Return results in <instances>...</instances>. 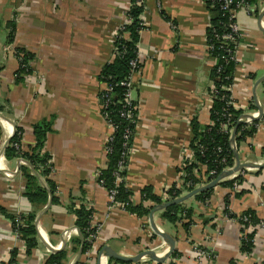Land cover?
Masks as SVG:
<instances>
[{"label": "crops", "instance_id": "crops-1", "mask_svg": "<svg viewBox=\"0 0 264 264\" xmlns=\"http://www.w3.org/2000/svg\"><path fill=\"white\" fill-rule=\"evenodd\" d=\"M145 4L146 27L138 43L142 65L133 92L137 117L125 178L136 204L144 188L161 196L183 178L192 123L197 119L202 127L210 124L215 66L209 55L211 14L205 0ZM130 6L131 0H0V114L12 122L0 121V204L10 215L36 212L37 217L48 205L50 197L44 206L28 201L20 171L26 162L5 154L14 129H22V148L27 149L35 144L34 126L43 120L52 124L45 150L52 156L51 178L60 200L52 201L41 215L38 246L30 255L12 221L0 214V264H9L13 251L16 264H44L52 250L68 248L65 264H110V257L102 256L98 262V255L87 260L71 250L70 241L78 235L76 217L67 208L71 200L95 211L92 223L100 226L97 244L125 257L168 251L169 244L153 232L149 217L110 207L108 192L98 181L107 163L106 140L112 134L102 113L100 93L105 85L99 76L114 57L116 34ZM263 11L260 0L258 7L238 9L235 16L242 37L233 98L243 116L259 113L255 95L264 111V81L258 84L264 77ZM17 49L34 56L32 72L19 82ZM257 122V132L239 147L242 163H264V113ZM241 174L236 192L218 185L208 201L193 197L183 203L193 212L188 231L165 219L164 210L155 213L158 228L177 240L178 257L173 254L163 264H264V168H245ZM226 209L237 217L249 211L262 221L250 252L242 250V226L225 214ZM194 247L206 255L198 256ZM136 263L159 264L150 258Z\"/></svg>", "mask_w": 264, "mask_h": 264}, {"label": "trees", "instance_id": "trees-1", "mask_svg": "<svg viewBox=\"0 0 264 264\" xmlns=\"http://www.w3.org/2000/svg\"><path fill=\"white\" fill-rule=\"evenodd\" d=\"M211 14V24L207 31L208 45L212 47L209 50V55L215 60V66L211 71V79L217 88V97L213 101V106L210 111V120L213 121V126L207 125L200 126L197 119L192 123L193 135L190 142V149L193 151V160L185 162L184 172L186 174L185 181H192L194 184H201L204 178L207 181L212 179L209 176L210 172L215 170L218 176L223 173L224 165L220 161L225 158L228 166H234L235 155L231 149V138L229 130L232 128L236 131L235 142L238 148L242 143L246 142L249 138L253 137L258 128V122L248 124L242 117L243 112L236 110L234 107H228L227 101L223 98L230 96L227 88L234 82V74L237 67L236 59V42L229 39H223V35L231 33L230 24L235 22L231 19V14L222 10L221 0H205ZM244 1L250 6L258 7L260 0H233L234 4ZM146 4H138V0H131V6L128 16L131 18L130 23L125 25L117 33L115 40V53L113 59L107 63L99 76L101 83L105 88L100 93L102 104V113L107 116V120L115 127L113 133V140L107 147V163L105 168L101 169L98 174V181L109 192L116 191V202L124 205L125 210L136 215L139 218L147 219L152 209L155 206L164 204L160 196L153 193L151 187H146L142 190V200L140 203L133 202V192L126 185V172L129 164L130 151L133 146V139L135 134V123L137 117V110L133 111L134 116L129 119L124 114L131 108L126 106L125 93L126 88L121 85L130 74V61L135 59L138 52V43L140 39V32L142 31L143 22L141 16L144 13ZM256 13H259L257 9ZM217 36L221 38L218 40ZM17 54H23L19 58L20 68L16 73V80L22 81L25 76L32 72L31 61L34 56L22 49H17ZM226 88V89H225ZM137 107L134 101L132 108ZM0 106V112H2ZM228 132H225L224 126L229 124ZM51 122L43 120L34 126L35 144L27 149L20 147L16 148L15 143H21L23 138V131L21 128H16L15 133L11 137L10 143L5 150L6 157L8 158H21L25 160L26 164L21 166L20 171L25 178V197L28 201L38 206H44L48 203L50 195L52 196L53 203H59L57 196V185L52 180L51 174L53 171L52 156L45 150V144L48 133L51 131ZM127 131L131 132L129 140L125 139ZM3 135V128L0 124V140ZM221 147L222 151L218 148ZM120 162H124L126 166L120 170ZM204 167L203 169L200 167ZM198 173V178L194 173ZM118 178L121 182H117ZM44 181L46 187L41 183ZM241 181V177L238 178ZM225 187H232L233 181H224L220 184ZM193 189H188L190 192ZM185 189V191H188ZM213 193V189L206 190L197 194L194 198L199 201L206 202L209 200ZM177 192L173 196L176 199L182 195ZM152 203V205H146ZM70 213L75 215V226L79 231V235L73 237L70 241L71 250L78 252L82 248V256H85L89 250L94 247L95 239L92 237L97 234L96 227H92V220L95 211L87 207L85 204H79L74 200L70 201L67 206ZM0 214L8 217L13 224V229L18 237L25 243L27 253L30 255L38 246V229H37V213L13 216L10 215L6 208L0 204ZM225 214L231 218H237L239 221L243 216H250L253 227L260 226L262 221L257 219L252 212H245L241 216L232 215L228 209ZM163 217L173 224L181 223L186 231L193 223L192 209L186 207L184 204L169 207L163 211ZM240 223H243L240 221ZM257 229L249 233L246 238L241 240L242 250L250 252L253 244L254 237ZM104 246L101 247V249ZM16 252L13 251L12 258L9 264H16ZM69 248L62 249L59 252H53L44 264H65L68 256ZM174 258L178 257L174 253ZM123 264L129 263L119 261L114 258L110 259V264ZM78 264H83L79 262ZM139 264V263H130Z\"/></svg>", "mask_w": 264, "mask_h": 264}, {"label": "built area", "instance_id": "built-area-1", "mask_svg": "<svg viewBox=\"0 0 264 264\" xmlns=\"http://www.w3.org/2000/svg\"><path fill=\"white\" fill-rule=\"evenodd\" d=\"M221 1H222V10H224L226 12H229L231 14V19H235L236 11L238 9L243 8V9H246L247 11H251V7L252 6L248 5L244 1H240V2H237L235 4H234L233 0H221ZM145 2H146V0H138V4H140V5L145 4ZM128 12H129V10H128ZM130 19L131 18L128 16V13H127L126 18H125L123 24L120 26V29H122L125 25H127L128 23H130ZM141 20L143 22L142 23L143 24V27L145 28L146 27V24H145V22L143 20V15L141 16ZM230 28H231V33L230 34H227V35H223L222 38L223 39H229V40H231L233 42H236L237 43V45H236V51H237L239 40L242 37V32H241V29H240L237 21L232 22L230 24ZM116 37H117V34H116ZM220 38H221L220 36H217V39L218 40ZM115 40H116V38H115ZM210 49H212V47L209 46V50ZM17 56H18V58H21V57H23V54H17ZM141 65H142V62H141V59H140V54H139V52H137L136 58L135 59H132L130 61V68L131 69H130L129 76L124 81L121 82V85L126 88V93H125V103H126V106H128L129 108H131V109H129L127 111V113L124 114L129 119H131L134 116V113H132V112L134 110L135 111L137 110V107L136 106L132 108V105H133V103L135 101L134 100V97H133V92H134L135 76L138 74L139 70L141 69ZM233 85L234 84H232L229 88H227L228 92L230 93V96L225 97L223 99L227 101V106L228 107H234L235 108V106H236V100L233 98V90H234L233 89ZM105 89H107V91L110 90L109 88H105ZM217 93H218L217 92V88H216V86L214 84L212 86L211 91H210V96L212 98V106H213L214 99L217 97ZM258 115H259V113L252 114V116H258ZM103 116L106 119V122L112 128V134L106 140V154H107L108 151H109V147H107V145L110 142H112V140H113V133L115 131V127L110 123L109 120H107V116H105V115H103ZM243 119L248 124L254 123L249 118H247V119L246 118H243ZM213 124H214L213 121L210 120V124L209 125L213 126ZM229 125H230V123L229 124H226L224 126L225 132H228ZM256 127H258V124L256 125ZM15 131L16 130L14 129L13 134L15 133ZM233 132H234V129L233 128L231 130H229L230 138H232ZM124 137H125L126 140H129L130 137H131V132L130 131H127ZM14 146L16 148H18V149L20 147H22V139H21V143H15ZM231 149L233 151L235 149L237 151L239 150V148H238V146H237L236 143L235 144L231 143ZM218 150L219 151H222V148L219 147ZM187 160H189L190 162L193 160V151L190 149V146H189V148L187 150V158H186L185 162ZM185 162L182 165V168L183 169L185 168V165H186ZM220 163L222 165H224V171L225 170H229V169H231V168L234 167V166H228V165H226L227 164V160L225 158H223L220 161ZM124 165H125L124 162H120V170H123L126 167ZM242 172L243 171H241L239 173H236L235 175H233V176L229 177L228 179H226V181H233V185L231 187L232 192H236L239 189V182L240 181L238 180V178L241 177V175H242L241 173ZM194 174L196 175V172ZM209 176L212 177V179L210 181H207V179L204 178L203 179L204 181L201 184H196V183L194 184L192 181H188V182L185 181L186 174L184 172V175H183V178L181 179V181H179L175 186H173L171 188H168L165 192H163V194L160 197H161V199L163 200L164 203H167V202L173 200V196L176 195L178 191L179 192L182 191L183 194L181 196H183L184 194H187V193L190 192L188 189L198 188L200 186H204V185L210 183L212 180H214V179H216L218 177V173H217V171L213 170V171L210 172ZM117 182H121V179L118 178V181ZM185 189H187L188 191H185ZM108 200H109L110 207L117 206L119 209L125 210V207H124L123 204L116 202V191L115 190H112V191H109L108 192ZM232 219L238 220L237 218H232ZM240 221H242L243 223H240ZM240 221L238 220V222L242 226V239L246 238V236L249 233L253 232L254 229H257L258 228V226L257 227H253V225L251 223V217L250 216H243V218H241ZM92 227H96L97 234L92 236L95 239V244H94V247L91 250H89L87 252V254L85 255V257H86L87 260H89L92 257L98 255L100 253V251L102 250L101 249L102 245L97 244V242H98L97 239H98V233L100 231V226L93 225V223H92ZM74 233H76V235H77V231H74ZM193 250L200 257L206 255L205 252L199 250V248H197V247H194Z\"/></svg>", "mask_w": 264, "mask_h": 264}, {"label": "water", "instance_id": "water-1", "mask_svg": "<svg viewBox=\"0 0 264 264\" xmlns=\"http://www.w3.org/2000/svg\"><path fill=\"white\" fill-rule=\"evenodd\" d=\"M263 17H264V11L262 12V14L260 16V22H261ZM262 81H264V77L261 78V80H259L258 84L261 83ZM254 93H256V90H255ZM255 103L258 106L259 115L258 116H252V115H244L243 116V118L251 119L252 122L258 121L262 117V115L264 113L263 109L259 106V102H258V100L256 98V95H255ZM0 121L1 122L12 123L8 118L3 116L2 114H0ZM236 131H237V127L234 129V132H233V135H232V138H231V143H233V144L236 143L235 142ZM10 140L11 139H9L7 141V143H6L7 146L9 145ZM233 152H234L235 159H236V164H235V166L233 168L223 171L222 174H220L216 179L212 180L210 183H208V184H206L204 186H200V187L192 190L191 192H189V193H187V194H185L183 196H180V197H178L176 199H173V200H171V201H169L167 203L155 206L152 209L151 213L149 214V224H150V227L152 228L153 232L156 235H158L161 238H163L169 244V249H168V251L165 254L159 255L154 250H147V251L141 252L140 254H138L135 257H125V256H122V255L118 254L111 247L105 245L102 248V250L100 251V253L98 254V262L101 260L102 256H107V257H110V258H114V259L119 260V261L135 262V263L136 262H140L144 258H150V259L158 262L159 264H163L165 261L170 259L173 256V254H174V252L176 250L177 240H176L175 237H173L169 233H167V232L161 230L160 228H158V226L155 223V219H154L155 213H157L159 211H163V210H165V209H167L169 207L175 206V205L183 204V203H185L186 201H188L191 198L195 197L197 194H199L201 192H204V191L210 190V189H214L215 187L220 185L222 182L226 181V179H228L229 177L235 175L236 173H239V172L243 171L245 168H250V167L251 168H259V169H263L264 168V163L263 164L242 163L240 161V157L238 155V151L235 149ZM42 184H43L44 187H46L44 182H42ZM51 202H52V200H51V196H50V201H49L48 205L44 208L43 212L37 217L36 224L39 222L41 215L46 213V211L48 210V208L51 205ZM76 231H77V234L79 235V231L77 229H76ZM65 245H66V242H64L63 246H65ZM61 250L62 249H58V250L55 249V250H52V251L53 252H59ZM82 254H83V252H82V248H81L79 250V257H81Z\"/></svg>", "mask_w": 264, "mask_h": 264}]
</instances>
